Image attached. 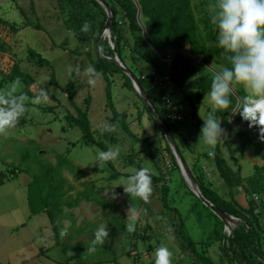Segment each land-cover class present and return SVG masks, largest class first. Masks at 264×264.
Instances as JSON below:
<instances>
[{
  "label": "rangeland",
  "instance_id": "obj_1",
  "mask_svg": "<svg viewBox=\"0 0 264 264\" xmlns=\"http://www.w3.org/2000/svg\"><path fill=\"white\" fill-rule=\"evenodd\" d=\"M105 1L119 12L111 30L122 37L120 52L126 66L137 78L148 83V89L153 90L148 96L161 115L165 117L166 113L175 111L186 116L178 127L175 142L192 176L211 187L206 176L209 170L197 169L195 164L196 158L200 160L208 155L213 161L215 156L211 146L206 144L202 149L195 144L199 142L202 118H207L213 111L209 95L198 101V91L193 83L189 85V82L178 91L170 83L162 84L148 65L131 54L133 39L126 19L114 2ZM213 3L214 0L192 1L198 36L209 45H212L210 29L214 26L210 20ZM104 12V8L94 6L89 0H0V82L13 71L22 73L28 82L26 86L21 81H13L0 89V95L9 92L23 95L26 109L14 128L0 133V182L3 181L0 186V264H155V250L162 246L172 254L170 264H203L179 237L181 225L195 242L198 254L210 264H238L223 251L225 236L228 237L226 226L188 188L164 135L135 90L125 86L123 75L111 70L115 108L126 116L131 132L140 139L149 140V144L130 137L121 123L114 120L102 75L94 85L88 84L89 77L84 69L93 66L92 62L98 56V41L103 37L102 43H109L105 38L107 15ZM85 22L90 25L88 32L81 31ZM31 51L41 53L50 67L42 66ZM111 52L113 57L117 54L113 49ZM190 57L199 66L193 81L201 74L216 75L213 61L205 63L202 58ZM52 72L61 88L51 82ZM70 85L75 90V102L79 107L85 109V102L90 99L88 115L95 139L109 149H119V156L112 162L126 177L111 179L112 170L107 163L97 160L101 150L83 139L77 126L63 120L70 114L77 117L62 91ZM41 91L48 99L36 103ZM197 105L200 126L193 118ZM105 123L113 130L103 131ZM222 127L226 137L232 136L231 140L241 142L237 132L243 128L235 127L228 120L222 122ZM245 130H249L251 139L257 140L255 130ZM180 131L184 132L182 139L178 138ZM226 137L220 141L222 156L235 170L236 163H240L237 159H240L242 177L251 175L253 164L244 157L245 154L241 158L240 143L232 140V145L225 146ZM184 148L195 152V156L186 155V160ZM210 151L212 156L208 154ZM249 154L257 158L253 153ZM141 167L151 169L155 178L165 179L170 209L178 210L180 215L163 206L162 184L154 180L147 202L131 199L123 186H119ZM41 176L46 177L45 190H53L49 210L54 222L48 213H32L29 205L28 187ZM223 197L225 201L234 199L237 208L246 216L248 204L255 206L264 255V197L251 193L247 180L242 186L235 187L231 196L229 189L226 190ZM130 207L137 210L139 217L132 233L126 230ZM244 223L240 220L239 226ZM101 224L109 236L103 244L95 246L94 252H88ZM239 226L232 224L233 232ZM61 231L66 235L61 237ZM248 255L252 264H264V259Z\"/></svg>",
  "mask_w": 264,
  "mask_h": 264
},
{
  "label": "trees",
  "instance_id": "obj_2",
  "mask_svg": "<svg viewBox=\"0 0 264 264\" xmlns=\"http://www.w3.org/2000/svg\"><path fill=\"white\" fill-rule=\"evenodd\" d=\"M89 1L94 6L100 9L102 8L95 0ZM103 1L105 4H107L105 0ZM111 1L116 4V6L123 14V17L126 19L128 31L131 38L133 39V45L130 48L131 54L148 65L152 69L154 75H157L160 78L162 84L170 83L176 89L183 90L184 85L188 84L189 82V85L193 83L194 88L198 91V101H200L204 96L209 95L211 91L212 80L215 75L201 74L196 80L193 81V79H195L199 73V66L193 63L192 58L189 54L202 58L205 63L213 61L217 72H221L220 69L224 70L231 66L229 59L230 54H225L223 49L217 46V31L215 29V26L210 29L212 45L204 42L198 36L196 13L192 4L193 0H137L138 6L133 0ZM110 8L113 12V22L115 23L116 17L118 16L119 12L115 7ZM139 12L140 20L143 26L140 25L138 20ZM36 29L40 30L38 27H36ZM110 32L111 41L114 44L115 51L117 52V55L122 63L126 66V63L124 62L122 54L120 52L122 37L120 35H116V32L114 30L110 29ZM144 32L147 40H145L144 38ZM100 48L101 53L105 57H113L111 52L112 48L109 43L103 44L101 41ZM185 49H187V53L189 54L181 53V51H184ZM154 50H157L160 56H158ZM174 52L175 54L171 57L170 60H165ZM31 53L33 56L39 59V61L43 64L42 66L50 67L49 61L44 58L41 53L34 51H31ZM92 65L95 68L96 72L102 75L106 81L108 107L114 116V120L121 123L123 130H125V132L130 137L134 138L139 143L149 144V140L140 139L131 132L126 116L117 111L113 102V81L110 76L111 70L123 75V78L126 80L125 86L127 88H133L130 79L125 74H123V72L113 62L100 57L99 54L96 60L92 62ZM127 69L131 71L128 67ZM132 73L136 77V74L134 72ZM137 80L143 91L148 96V92H152L153 90H149L148 83L141 80V78H137ZM13 81H21L26 86H28V82L25 76L18 71H13L9 77L0 82V89L4 88V84H8L9 82ZM51 82L53 83V85L60 87L56 81L54 72H52L51 74ZM230 87L235 91L236 96H234L232 92L230 93L229 98L231 104L229 106V109L216 110L217 117L224 120H229L230 116L232 115L230 112L233 111L238 105V98L241 100L242 97L248 95L243 85L232 83ZM62 91L67 95V99L70 105L75 109L77 113V117L70 114L64 117L63 120H66L71 124L77 126L82 132L83 139H86L89 143L93 144L101 151H108L109 148L103 142H98L95 139L88 115L90 99L86 100V107L85 109H83L79 107L75 102L76 93L72 85H70L66 89H63ZM148 98L152 106L154 107V103L152 102L151 98L149 96ZM198 108V105L195 106L193 110V118L197 120V124L200 126L202 123L197 113ZM146 109L151 119L155 122L151 112L147 107ZM155 111L159 114L160 118L175 140V136L179 132L178 127L180 124L172 125L168 123L165 120L164 116L161 115L156 108ZM233 120L236 124L249 126L247 122L241 120L238 114L234 116ZM253 128L257 129V140H253L250 138L249 130H239L237 135L241 140L242 150H250L264 162V140L260 139L258 127ZM167 148L170 151L168 144ZM214 153L216 168L221 179L228 187L230 196L233 193L235 187L242 186L243 182L247 180L249 191L251 193L254 192L256 194H261L264 197V165L255 166L254 173L250 177L243 179L240 169H232L228 165L226 159L222 156L220 141L215 146ZM172 157L175 160L173 155ZM205 157L209 158L208 155H206ZM106 163L112 170V175L110 176L111 179L117 180L121 177H126V175L118 172L115 169L112 160L107 161ZM194 179L199 185V188L205 198H207L210 202H212L215 206H217L224 212L245 222L243 225H240L237 229H235L231 236H225L223 251L229 256L233 257L238 264H252V261L248 255L249 253L254 258L256 257L264 259V255L260 247V219L259 216L255 213V206H253L252 203L248 204L249 208L246 210V216L241 210L237 208L234 199L231 198L230 201H225L214 191L210 190V188L207 187L202 179L198 178L197 176H194ZM152 180L162 184V203L165 208L170 209L169 187L166 185L165 179L162 177L155 178L154 176H152ZM34 183L29 185L28 187V199L31 211L34 214L48 213L53 221L54 219L50 215L51 210H49L51 208L50 200L51 196H53V190L51 188L47 191L45 190V187L47 185L46 177H37ZM2 184L3 181L0 182V186ZM170 210L175 212L177 215H180L178 210ZM179 237L187 245V249L191 251L195 256H197L203 264H210L206 258H203L198 254L195 242L190 236L185 234L182 225L180 227Z\"/></svg>",
  "mask_w": 264,
  "mask_h": 264
},
{
  "label": "clouds",
  "instance_id": "obj_3",
  "mask_svg": "<svg viewBox=\"0 0 264 264\" xmlns=\"http://www.w3.org/2000/svg\"><path fill=\"white\" fill-rule=\"evenodd\" d=\"M210 8V20L217 31V46L225 54H230L231 66L218 72L212 80L209 97L213 111L208 113L207 118H202L204 123L199 141L202 139L214 149L219 141L225 139L226 130L216 110L229 109L232 83L243 85L249 94L242 97L241 104L230 113L238 114L250 128L258 127L260 139L264 140V0H214ZM89 28L90 25L85 22L81 31L88 32ZM84 72L89 77L88 84L94 85L100 74L91 65ZM41 99H48L44 91L36 97L35 102L40 103ZM24 100L23 95L16 96L11 92L0 95V133L16 126L26 110ZM102 130L110 132L113 128L105 123ZM208 154L212 156L213 152ZM118 156V148L109 149L101 151L97 160L107 162ZM119 186H123L131 199L139 198L147 202L152 193V171L146 167L136 169ZM138 219L137 210L130 207L126 219L129 233L136 230ZM60 235L63 237L66 232L61 231ZM108 236L109 232L101 224L94 233L92 247L87 251L94 252L95 246L103 244ZM171 255L166 247L157 248L154 253L155 264H170Z\"/></svg>",
  "mask_w": 264,
  "mask_h": 264
},
{
  "label": "water",
  "instance_id": "obj_4",
  "mask_svg": "<svg viewBox=\"0 0 264 264\" xmlns=\"http://www.w3.org/2000/svg\"><path fill=\"white\" fill-rule=\"evenodd\" d=\"M102 8H104V11L107 15V22L105 24V38L109 39V44L112 47L113 50H115L114 48V44L111 41V35H110V29H111V24L113 22L114 19V15L113 12L111 10V8L104 3L103 0H95ZM135 2V4L138 6V2L137 0H133ZM138 20L141 26V20H140V12L138 13ZM144 38L145 40H147V37L145 35L144 32ZM103 37L100 38V40L98 41V54L100 57L113 62L122 72L123 74H125L131 81L132 87L135 90V92L138 94V96L142 99V101L144 102V104L146 105V107L148 108V110L151 112L156 124L158 125V127L160 128L161 132L163 133L166 142L170 148V151L172 153V155L175 158V161L181 171V174L183 176L184 181L186 182L188 188L192 191V193L200 200V202L206 207L208 208L215 216H217L226 226V235L231 236L233 229L231 227V225H235V226H239V219L229 215L228 213L224 212L223 210H221L220 208H218L217 206H215L212 202H210L207 198H205V196L202 194L199 185L197 184V182L195 181L194 177L192 176L190 170L187 167V164L184 160V158L182 157L178 146L174 140V138L172 137V135L170 134L168 128L166 127V125L164 124V122L162 121V119L160 118L159 114L155 111V108L152 106L147 94L143 91V89L141 88L137 78L133 75V73L131 71H129L127 69V67L122 63V61L120 60V58L118 57L117 54L114 55V57L109 58V57H105L102 53H101V48H100V44L102 41ZM157 55L160 56L159 52L157 50H155ZM181 53H187L184 51H181ZM175 54V52L167 57L165 60H170L171 57ZM189 54V53H187ZM190 56L197 58L191 54H189ZM198 59V58H197ZM215 74H217V72H215ZM231 92L234 96H236L235 91L231 88ZM241 104V100L238 98V105L239 106ZM236 115V114H235ZM235 115H231L230 116V123L233 124L235 127L237 128H243V129H252L257 131V129L253 128V127H249V126H240L234 123V116Z\"/></svg>",
  "mask_w": 264,
  "mask_h": 264
},
{
  "label": "crops",
  "instance_id": "obj_5",
  "mask_svg": "<svg viewBox=\"0 0 264 264\" xmlns=\"http://www.w3.org/2000/svg\"><path fill=\"white\" fill-rule=\"evenodd\" d=\"M168 85V84H167ZM176 91H178V89H176ZM229 121V123H230V119L228 120ZM221 122H224V120H222L221 119ZM237 130V129H236ZM239 131V130H238ZM179 133V132H178ZM238 133V132H237ZM181 134H184V132H182V131H180V134L178 135V138L179 139H182V136H181ZM230 138H232V136H229ZM200 138V137H199ZM230 138H228V136L226 137V141H225V146H228V145H232V144H230V141H234V142H238V143H240V146H239V148L241 149V152H242V156H241V158L243 157V155L245 154V156L244 157H247L248 159H249V161H250V163L251 164H253V167L255 168V166H262L263 164H261L263 161L262 160H260L255 154V156L257 157L256 159H254L253 158V156H251V154H249L251 151L250 150H242V143L239 141V140H235V139H230ZM175 140H176V138H175ZM198 141H199V139H198ZM224 143V142H223ZM196 145H198L200 148H202V149H204L205 147L204 146H206V144L203 142V140L201 139L199 142H196L195 143ZM181 146H182V143H181ZM181 149V148H180ZM201 149V150H202ZM184 150H185V152H184V156H185V159L187 160V156L186 155H190V156H192V157H194L195 156V152H192V151H190V149L189 148H184ZM181 151H182V149H181ZM205 151V150H204ZM250 151V152H249ZM246 152H248V153H246ZM195 153V154H194ZM252 153V152H251ZM248 155H250V158L248 157ZM224 157V156H223ZM225 158V157H224ZM237 160H239L240 161V163H241V160L240 159H237ZM227 161V160H226ZM228 163V162H227ZM240 163H236V165H238L237 166V168H236V170H238V169H240V172L242 171V165L240 164ZM195 164L197 165V169L198 168H202L205 172H207L208 170H209V172H210V174H209V172L207 173V175L206 176H208L207 177V181H209V183L211 184V187H209L210 188V190H212V191H214L216 194H218L222 199H224L225 200V198L223 197V194L225 193V191L227 190L228 191V188H227V186H226V184L224 183V181L221 179V177H220V175H219V172H218V170H217V168H216V165H215V161L213 160H211V159H209V158H207V157H205V156H203V157H200V160L198 159V158H196V160H195ZM213 165V166H212ZM229 165V164H228ZM230 166V165H229ZM209 167V168H208ZM231 167V166H230ZM232 169H233V167H231ZM254 168H253V173H254ZM235 170V169H234ZM252 173V174H253ZM251 174V175H252ZM251 175H249V176H247V177H242L243 179H246V178H248V177H250ZM241 176H242V174H241ZM225 189V190H224Z\"/></svg>",
  "mask_w": 264,
  "mask_h": 264
},
{
  "label": "built area",
  "instance_id": "obj_6",
  "mask_svg": "<svg viewBox=\"0 0 264 264\" xmlns=\"http://www.w3.org/2000/svg\"><path fill=\"white\" fill-rule=\"evenodd\" d=\"M165 120L172 125H179L186 120V116L179 112H168L164 117Z\"/></svg>",
  "mask_w": 264,
  "mask_h": 264
}]
</instances>
